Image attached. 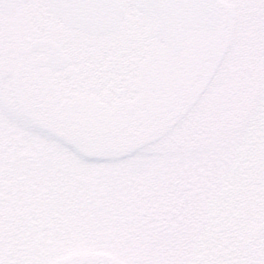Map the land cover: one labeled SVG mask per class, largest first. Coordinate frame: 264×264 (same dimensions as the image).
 Here are the masks:
<instances>
[{
  "label": "rangeland",
  "instance_id": "1",
  "mask_svg": "<svg viewBox=\"0 0 264 264\" xmlns=\"http://www.w3.org/2000/svg\"><path fill=\"white\" fill-rule=\"evenodd\" d=\"M127 1L120 29L65 43L72 61L55 74L67 101L125 113L145 93L137 77L154 60ZM220 1L223 22L188 44L193 85L168 88L179 104L153 127L141 119L148 98L119 132L58 111L43 88L33 102L27 70L0 43V264H264V56L253 62L254 43H238V0ZM35 12L49 17L45 1Z\"/></svg>",
  "mask_w": 264,
  "mask_h": 264
},
{
  "label": "flooded vegetation",
  "instance_id": "2",
  "mask_svg": "<svg viewBox=\"0 0 264 264\" xmlns=\"http://www.w3.org/2000/svg\"><path fill=\"white\" fill-rule=\"evenodd\" d=\"M44 1L47 4L46 0H27L25 2H22L14 9L13 14L11 15L0 12V43H3L5 45V53L12 55V58L14 59L13 61H15V70L18 69L19 64H21V67L23 69L27 70V73L29 74L32 82L30 93H34V91H39L43 88L51 98L49 100L51 105L59 107L58 111H61L62 109L63 111L67 109H76V111L79 113L82 105L87 104L84 103V101L88 98H90V100H92L94 104L96 103L98 105H102V103L97 101V99L89 96L85 98L74 96L73 99L67 101V98L63 97L61 92L56 90L57 78L55 74L60 70H63L65 67L56 69L51 66L45 65L43 61L46 60L48 56L44 51H24L28 50V48H30V44L35 40H50L59 46V50L61 53H64L68 56L69 64L72 61V58L70 56V52L65 47V43H70L73 37H76L80 33L89 34L64 24L61 18H58L53 14L48 5V19L42 20L38 18L37 12H35V7H37ZM121 1L123 2L124 9L116 30L120 29L123 23L126 21L125 11L128 1ZM243 12H245L247 15L252 16L251 19H248V21H246L247 19L245 18ZM225 13L226 7L222 2L221 18L218 27L223 22ZM52 16L56 17V20L53 21ZM144 16V34L140 35V39L137 42L149 44L151 59L154 60L152 61V64H149L152 65V67H150L148 73H142L141 69L137 77L140 86L142 87L144 84L145 93L139 95L138 97H133L131 102L129 100L127 103H125V107L127 105L132 106L134 112L132 116L127 115L124 112H120L121 109H112L108 108L105 105L108 109L117 110L118 112L123 114L122 116L124 118L125 125L130 124L129 121L135 117L137 111V101L140 102L144 99L147 100L148 98L149 103L151 102V106H149L150 110L148 109V106L145 107V110L155 111L158 114L159 111L167 113L172 105L179 104V102L176 101L179 100L176 97L178 95L175 94L176 91L169 93L168 88H170V86H172L173 88L175 85L177 88L179 87L181 90L187 91V89L190 90L191 85H193L192 83L194 82L195 78H192V75H190L191 69L186 66L193 58L192 51H188V44L202 43L197 33H207L209 31H213L206 29L190 30L188 37L184 41V48L177 55H172L164 42L153 35L152 29L155 23L154 19L148 18L145 14ZM224 28H226V26ZM247 30L251 32V35ZM246 31L249 35L246 33ZM238 32H240L238 43H254L255 47L253 62L256 59H259L260 55L264 56V0H238ZM244 36H251L252 38L250 40H247ZM20 50L26 53L22 54ZM208 57L210 58V53L208 54ZM163 61L167 62L168 69L171 70V72L168 73L170 80L167 77L165 78L163 76V78H160V76L158 75L159 69L157 67H153V64L156 63L159 64H157L158 67H162V64L160 63H162ZM36 62H38V65L34 66L33 63ZM253 62L250 65V68L253 72L251 76L254 81H257L263 75V68L257 70L254 67ZM172 63H174L175 66ZM140 67L142 68L143 65H141ZM155 69L158 71L152 72V70ZM52 88H54V90H52ZM202 89L203 88L199 89L197 93H200ZM179 96L181 97L182 95ZM32 101L41 103V100L36 97L35 93L32 97ZM183 101L184 100L182 98L181 103ZM162 115L163 114H161L160 117H162ZM78 116L82 117L80 113ZM141 119L142 121H145L144 116L141 117Z\"/></svg>",
  "mask_w": 264,
  "mask_h": 264
},
{
  "label": "water",
  "instance_id": "3",
  "mask_svg": "<svg viewBox=\"0 0 264 264\" xmlns=\"http://www.w3.org/2000/svg\"><path fill=\"white\" fill-rule=\"evenodd\" d=\"M26 0H0V12L11 15L14 9ZM137 8L148 18L155 19L153 35L168 46L172 55H177L184 47V40L191 29H215L220 20L219 0H136ZM55 16L69 27L92 34H106L114 31L124 9L121 0H47ZM46 52L45 65L62 68L69 62L66 54L50 40H35L27 52ZM22 54L23 52L20 50ZM223 53L210 54L215 63L222 60ZM34 66L38 62L33 63ZM129 115L132 106H127Z\"/></svg>",
  "mask_w": 264,
  "mask_h": 264
},
{
  "label": "trees",
  "instance_id": "4",
  "mask_svg": "<svg viewBox=\"0 0 264 264\" xmlns=\"http://www.w3.org/2000/svg\"><path fill=\"white\" fill-rule=\"evenodd\" d=\"M84 103H87V104L82 105L80 112H79L82 116L81 119L83 120H80V119L79 120L84 123L86 122V124H88L89 127L93 128L94 131H98L101 129L110 131L112 129L114 132H119V130H122L126 127L128 128L131 126V125L126 126L124 124V118L122 116L123 114H121L117 110H110L104 104L102 105L101 104L98 105L96 103L94 104V102H92L90 98L85 100ZM79 113L75 109L74 116L76 120L80 117L78 116ZM157 115L158 113L155 111H148V113L144 115V120L148 121L146 122L148 123L146 127H153V125L149 123H151L152 120H156ZM233 119H235V117ZM161 120H163L162 117H161ZM239 239H240V236L238 235V240Z\"/></svg>",
  "mask_w": 264,
  "mask_h": 264
}]
</instances>
